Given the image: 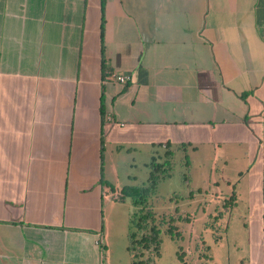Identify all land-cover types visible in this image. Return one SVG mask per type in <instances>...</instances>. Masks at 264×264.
<instances>
[{
  "label": "crops",
  "instance_id": "obj_1",
  "mask_svg": "<svg viewBox=\"0 0 264 264\" xmlns=\"http://www.w3.org/2000/svg\"><path fill=\"white\" fill-rule=\"evenodd\" d=\"M181 145L220 163L233 264H264V0H0V264H131L120 154Z\"/></svg>",
  "mask_w": 264,
  "mask_h": 264
},
{
  "label": "rangeland",
  "instance_id": "obj_2",
  "mask_svg": "<svg viewBox=\"0 0 264 264\" xmlns=\"http://www.w3.org/2000/svg\"><path fill=\"white\" fill-rule=\"evenodd\" d=\"M209 151L206 150L204 153L200 147L193 153L189 149L187 151L190 160L188 167L184 164L185 158L183 156L185 153H182L181 150L176 151L172 173L156 184L154 193L150 197L155 211L169 213L177 207L180 213L190 216L189 222L180 220L176 223L178 229L181 230L179 239L168 234L164 226L160 228L161 253L163 256L176 255L178 250H183L186 259L194 264L207 262L205 257L207 255H214L217 264L224 263L225 257L231 256L230 262H226L233 264L235 247L231 244L227 245L225 238L228 237V233L230 235L233 230L235 232L236 226L241 227L244 219L241 216H235L236 213L233 212L231 226L226 237L222 228L226 225L225 222L229 218V213H224L222 218L218 216V220H215L214 216L218 215V210H214L216 204L213 203L210 194L219 192L225 181L221 177L220 163L217 161L216 165H212V159L207 158ZM130 152L136 153L133 155V160L131 159L132 154L129 155L126 151L120 154L121 158L117 166L119 167L120 179L116 184H147L151 159L148 155H143L146 154L144 151L134 152L131 150ZM154 156L158 162H161L163 152L156 151ZM227 170V174L231 178L234 177V173L232 171L229 173V169ZM126 174H129V180L126 179ZM173 195L177 196L171 199ZM209 202L211 203L207 204ZM111 204L114 207L116 217H113L107 227L108 236L114 240L120 238L123 243L126 240L125 233L128 230L134 206L129 198L113 200ZM220 226L221 228H219ZM188 250L192 253L189 254Z\"/></svg>",
  "mask_w": 264,
  "mask_h": 264
},
{
  "label": "trees",
  "instance_id": "obj_3",
  "mask_svg": "<svg viewBox=\"0 0 264 264\" xmlns=\"http://www.w3.org/2000/svg\"><path fill=\"white\" fill-rule=\"evenodd\" d=\"M186 152V146L181 145L178 148L167 146L161 162H158L155 156L152 157L149 166V179L147 184H126L119 190V200L129 198L134 209L131 213L128 230L126 232L127 250L132 258L131 264H150L151 260L159 254L161 241L159 237L160 228L165 227V231L173 238L181 237V230L178 229L177 222L180 220L190 221L188 214L183 215L177 210L166 213H158L153 209L150 201L154 193L156 184L168 177L173 170L176 151ZM183 158L186 167L189 166V159L185 153ZM264 173V171H263ZM184 179H186L184 177ZM110 190H113L111 188ZM177 195L171 196V199ZM234 200V195L231 196ZM263 200H264V179H263ZM218 217L217 215L214 218ZM264 218V212H263ZM183 252H179L180 259ZM185 264V263H184Z\"/></svg>",
  "mask_w": 264,
  "mask_h": 264
},
{
  "label": "built area",
  "instance_id": "obj_4",
  "mask_svg": "<svg viewBox=\"0 0 264 264\" xmlns=\"http://www.w3.org/2000/svg\"><path fill=\"white\" fill-rule=\"evenodd\" d=\"M110 79L114 80L115 82L119 84H126L130 80V76L128 74H109ZM107 123H111L112 119L111 117L106 118ZM108 199L110 200H119L120 192L118 189L108 190L104 194Z\"/></svg>",
  "mask_w": 264,
  "mask_h": 264
}]
</instances>
